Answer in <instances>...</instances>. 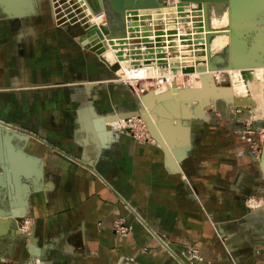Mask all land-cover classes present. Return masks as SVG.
I'll use <instances>...</instances> for the list:
<instances>
[{
  "label": "crops",
  "instance_id": "0c3cea01",
  "mask_svg": "<svg viewBox=\"0 0 264 264\" xmlns=\"http://www.w3.org/2000/svg\"><path fill=\"white\" fill-rule=\"evenodd\" d=\"M77 44L37 4L19 19L0 11V121L13 128L0 127V215L13 209L31 223L21 234L0 217V264H264V213L243 208L255 172L236 157L237 137L214 125L195 134L180 163L189 186L169 151L106 125L133 103L108 90L106 68ZM146 114L177 158L184 138L159 127L172 119ZM119 218L132 225L127 236L112 230Z\"/></svg>",
  "mask_w": 264,
  "mask_h": 264
},
{
  "label": "rangeland",
  "instance_id": "374dc122",
  "mask_svg": "<svg viewBox=\"0 0 264 264\" xmlns=\"http://www.w3.org/2000/svg\"><path fill=\"white\" fill-rule=\"evenodd\" d=\"M53 2L54 0H34V4H37L38 6L42 7V9L48 14L50 21H52V24L54 23V26L56 28L64 31L66 34L68 33L70 36H74L75 38H77L78 49H81L82 51H85L88 55H91V57L96 59L97 63L104 66V68H106L108 74L110 75V78L107 79V81H105V84L108 90L110 91L111 87H115V89L119 91L120 95L122 94V96L120 97L119 95L118 98L120 99L128 98L130 99L128 100L129 103L130 102L133 103L132 109L123 110V112H128L130 110H133L134 112L131 113L130 115L131 117H126L125 114H122L123 112L115 113L113 112L114 109H112L111 112L113 113H108L105 116V118L106 119L111 118L110 120H113V121L108 122L106 125L107 126L109 125L110 127H112L111 129L113 130L118 129L122 132L129 134L135 140H138L141 142H151L169 151L168 157L169 158L173 157L172 159L175 161L176 166H177L176 168H173V169L174 170L178 169L177 172L182 173L184 175L186 183L189 186H191L190 179L188 175H185L184 170L181 169L180 163H182L183 160L189 155L192 149L193 143L195 139L197 138L195 134L198 131L207 129L209 126H212V125H214L216 128H220L221 130H226V131L228 130L230 133V136L237 137V139H235L236 141L234 142V146L238 147V151H237L238 153H236V157L239 160L247 157L249 160V163H251L252 170L255 172V175H254L255 185L250 189V193L246 197H244V199H242L243 208L246 211V213L248 211L254 214L264 213V112L260 114L261 112L256 113L257 111H259V109L255 110L256 107L258 108L261 107L262 109H264L263 108L264 104L263 106H260L264 102L262 101V103H259L258 100L255 99V96L259 98V94L261 92L264 93L263 91L264 81H262L264 80L263 79L264 69L261 68V67H264V24L261 25L260 32H257L255 30H251L248 32L244 31L240 33L239 37L237 36L236 40L232 39L234 38V31L237 29V27H239L242 19L245 18V16L250 12V10H252L254 5L256 6L258 4L260 5V7L262 6L264 7V0H234V1L230 0L228 8H227L228 9L227 13L225 12L221 16L217 15V16L212 17V20H215V21L217 20L220 23L221 30H223L224 34H228V35H225L226 40H223L222 42L219 43L218 46L215 47V48H219V50L218 49L216 50L220 52L222 56L220 58L210 54L211 52H213V50L209 52L210 43L209 41H206L204 39L203 35H201L202 32L200 31V27L198 25L199 22H201L200 21L202 17L201 14H203L204 12L205 14H208L207 19H210L209 15L212 12V9H209L207 7V4H206V7L204 4H201L197 6L198 8L197 7L195 8V6L191 8L188 5V3L185 2L184 0H160L161 11H159V13H163V14L166 13L165 17H163L164 15L161 14L162 18L160 17L161 16L160 15L157 18V22H155L156 19L147 17V20H146V16L143 15L141 17L142 19L140 18L136 23L127 25L126 27L128 29V32H130L131 30H132L131 32H133L135 31V28L140 27L139 28V31L141 34L140 38H142L143 41L131 43L128 41V39H122L118 41L117 43L115 42L113 43L111 40L107 41V40L101 39L102 42L101 44H99L100 46L99 48L97 43L93 45L90 44L91 46L89 44H88L89 46L84 44V39L86 37H89L91 35L93 36V32H92L93 28H91L90 18L86 10H84L83 8L82 10L84 11V13H82L78 7L74 5L70 6L71 4L66 2V0H55V3ZM182 2L183 3L185 2L184 4H186L185 5L186 8L185 6H183ZM167 3L169 7L171 6V4L172 5H174V3H177V4L174 5L175 8L169 9V7L167 8L165 7L164 9V6L165 5L167 6ZM54 4H57V5H54ZM134 6H128V7H130L131 10H133L136 7L143 8L141 5L139 6L137 4H135ZM68 7H70L69 10H67ZM207 8L209 9V12H207L208 11ZM89 9H90V12H92V14H94L95 16L101 15L102 13V9L95 10V11L92 10L91 7ZM127 9L129 8H125L124 10H127ZM143 9H148V8H143ZM171 11L176 16L173 14H170ZM255 12H256L255 13L256 16L260 17L261 15L264 21V9L261 11H255ZM167 14H169L170 16ZM178 14L179 16H177ZM63 15L64 16L70 15L71 21H67L64 18L59 17ZM160 19H164V21ZM145 20L147 21V23H145ZM186 20L188 22L192 21L193 23L192 22L191 24L187 23ZM181 21L183 22L181 23ZM102 22L96 21V25L98 26L97 29L101 28L100 24H102ZM188 26H191V27H188ZM193 28H197V29H193ZM152 29H153L152 32H155L153 33V35H152V32L150 33ZM170 30H172V32ZM177 31L180 34L184 35L185 38L183 37L182 39H180L182 35H180ZM162 35L163 37H165L164 39L168 43H166L165 40H161V41L159 40L162 37ZM177 35H180L178 39H177ZM143 37L147 39H143ZM151 37H153L152 38L153 40L151 39ZM158 37H160L158 39V41L160 42H157ZM92 38L93 37L90 38V41ZM103 38L105 37L103 36ZM169 38L170 39L173 38L174 40L172 41ZM259 39H262V42L259 43L258 42ZM180 40L182 41L186 40L185 42H187L186 43L187 45L185 44V42H182V41L180 42ZM227 41H228V44H227ZM182 43L186 45L187 48L183 46ZM179 45L183 46V48H179L180 51L178 49H175L177 47H180ZM163 47H167V48H163ZM169 47L170 49H172V51L169 50ZM117 48H119V51L117 50ZM148 48L150 49L153 48V49L147 50ZM99 49L101 51L108 50V54L112 58L110 61V63L112 64H110L109 62H104V60L101 59L99 55V51H100ZM143 49L145 51H143ZM203 50L205 51V54L203 53ZM127 51L129 53H127ZM147 51L148 52L151 51L153 54H151V52L148 53ZM186 52L189 53V55H184V54H187ZM196 52H202V53L195 54ZM141 53H143V55ZM180 53H182L181 56H180ZM174 55H176L177 57H174ZM164 57L169 58V59H165ZM240 57L242 58L243 61H241ZM125 58H127V60L130 59V61H127ZM142 58L144 60H142ZM186 58H188L189 60ZM256 58H260V60L262 61ZM184 59L188 61L189 63L191 61V64L186 63ZM115 61H120V64L119 62H115ZM123 61H125L126 64ZM199 61H202L203 64H201V62ZM164 62H166L167 64ZM198 62L200 65H198ZM136 67H138V69ZM129 68H131V70ZM132 68H135V69H132ZM144 68L146 69V72L144 71ZM256 68H259V69H256ZM239 69L242 70L241 71L242 75H240V77L238 76L237 77L238 79L240 78L241 81L245 82L243 84L244 90L247 87H249V84H251V80H256V77H259L257 78V80L260 79L257 82H261L260 84L261 87L260 86L259 87L263 89L261 90L259 89L258 91H260V93H257V94H255V92L257 91H255L254 93L251 92L255 94L254 99H253L254 101H251L253 98V94L250 93L252 95V97L250 98L251 100L247 97L248 89L246 90L245 92L246 94H244V96H243V88H240V90L242 89L241 90L242 92L240 90H237V91H240V93L233 92L234 90L233 86H235L234 84L240 81L235 79L236 76L232 75L234 74V72H231V71H237ZM254 69L258 71H255ZM257 72H261L262 74L257 75L259 74ZM235 74L238 75L237 73ZM254 75L256 76L255 78H254ZM126 76H128L131 79H136L134 81L135 83L138 82L139 88L143 87L144 84L149 83L150 85L146 87L147 90L146 92H144L145 94L143 92L142 93H140L139 91L137 92L135 87H131L130 85L132 84L129 82V80L127 84L124 81V78H127ZM195 79L197 80L199 79L201 81V84H200V88L193 89V91L195 90L202 91L203 90L202 86H207L206 88L210 90V94L208 93L207 98L202 102L198 99V97H196V99H194L195 101L190 99L188 100V103H186V99L188 98L184 97L186 98L184 100V107H180V109L178 110L179 111L178 113H181V112L186 113V110L187 112L190 111L189 117L186 118L185 117L186 114L181 113V116H183L181 119L178 118V119L171 120V126H173L174 128L178 124V122L179 124L181 122L182 124L186 125L185 134H180V136L179 135L174 136V138H177V137L184 138L181 141L183 143L178 145L179 151L177 152V154H180V155L178 156L179 158L178 157L176 158L175 155H173L172 153V146H174L175 144L168 143L166 141L159 142V139L155 138L153 133L151 132L152 130L150 129L147 123L149 119L148 120L145 119V117L143 116V111L145 110L141 109L142 108L141 104L143 105L142 97L144 98V96L151 93L150 97L153 103L156 100L160 103L164 101H168L167 99H171L172 97V92L174 91L176 92V90L181 87L188 88L190 85H193V83L195 82ZM233 80H236V81H233ZM134 81H131V82H134ZM160 81L162 82V86L161 87H158V85L156 86V84L159 83ZM167 81L168 83H170L169 87L166 86ZM254 87H258V86H254ZM136 92L139 95L138 98L136 96ZM166 92H168L169 94L167 98L160 99V100L156 98L157 95H160ZM263 95L264 94H262L261 97H263L262 99L264 100ZM256 102H258L260 105H258V103ZM162 105L165 108L166 103L164 104L162 103ZM261 111H264V110H261ZM147 112L148 111H145V113ZM146 116L147 118H149L148 115ZM97 117L99 118L100 116L97 115ZM150 122L152 123L151 119H150ZM112 123L114 124L112 125ZM171 126H170V122L166 124V128L171 127ZM160 130H163V129L160 128ZM241 170L245 172L243 169ZM255 177H256V180H255ZM258 179L261 180V183H260V180ZM190 191L193 194V190L191 189ZM124 207L128 209V211L133 213V218L135 221L141 224H145L144 218L137 211L135 207L129 205L126 202H124ZM119 219L125 223H128L123 218H119ZM119 219H116V220H119ZM128 224L131 226L130 231L126 235H120V236H127L131 232L132 225L131 223H128ZM112 230L115 234H117L113 228ZM166 245L168 248L173 249V246L170 243H166ZM185 256H187L189 259H192L195 257L199 258L198 252L196 250H190L188 254L185 253Z\"/></svg>",
  "mask_w": 264,
  "mask_h": 264
},
{
  "label": "bare ground",
  "instance_id": "6f19581e",
  "mask_svg": "<svg viewBox=\"0 0 264 264\" xmlns=\"http://www.w3.org/2000/svg\"><path fill=\"white\" fill-rule=\"evenodd\" d=\"M78 2V4L82 7V8H84V10H86V12H87V14L90 16V18H91V20H92V22H93V30H92V32L93 33H97V34H94L93 36L91 35V37H93V38H95V39H91V41H90V38L91 37H89V40L87 39L86 41H87V45L89 44H98V46H99V44H101V42H102V40H111L113 43L115 42V43H117L118 41H120V40H122V39H128V41L129 42H131V43H136V42H139V41H143L142 40V38H140L141 37V34H140V31H139V28L137 27V28H135V31H133V32H128V29L126 28L127 27V25H130V24H134V23H136L143 15L144 16H146V20H147V17H151V18H154V19H156V21L155 22H157V18L161 15V14H163V13H159V11H161V4H160V0H156V4H155V6H148L146 3H145V1L144 0H122V3H123V7L124 8H122V9H116V8H114L113 6H112V4H111V1L110 0H102V8H103V10H102V13H101V15H98V16H95V15H92L91 14V12L89 11V9H88V7L84 4V2H83V0H77ZM185 2H187L188 3V5L191 7V8H193L194 6H195V8L197 7V6H199V5H201V4H204L205 5V7H206V4H207V7L209 8V9H212V12L210 13V15H209V18L210 19H207V15L208 14H205V12L203 13V14H201L202 15V17H201V19H200V21L201 22H199V27H200V31L202 32V34L201 35H203V37H204V39L206 40V41H209V52H211L212 50H213V52H211L210 54L211 55H214V56H216V57H218V58H220V57H222L221 56V54H220V52H218L216 49H218L219 50V48H215L216 46H218L219 45V43L220 42H222L223 40H226L225 39V35H228V34H224V32H223V30H221V26H220V23L216 20H212V17L213 16H217V15H222V14H224L225 12L227 13L228 12V5H229V1L230 0H184ZM234 1V0H233ZM174 2V1H173ZM184 2V3H185ZM101 3V2H100ZM141 3V4H140ZM183 2H182V4H183V6H185L186 4H184ZM198 3H200V4H198ZM135 4H137V5H141L143 8H148V9H143V8H141V7H136V8H134L133 10H131L130 9V7H128V6H134ZM175 4H177V3H174V5ZM163 5H165V4H163ZM174 5H172L171 4V6L169 7L168 6V3H167V6L165 5L164 6V9H165V7L167 8V7H169V9H171V8H175L174 7ZM0 6H1V8H2V10H3V12L4 13H6V14H8L10 17H13V18H17V19H19V18H22L21 16L22 15H27V14H29V13H31V12H34V0H0ZM176 6H178V5H176ZM135 7V6H134ZM189 7V8H190ZM204 7V8H205ZM125 8H129V9H127V10H124ZM185 8H186V6H185ZM198 8V7H197ZM207 8V12H209V9ZM162 9H163V7H162ZM257 9V10H256ZM264 9V7L262 6V7H260V5H254L253 6V8H252V10H250V12L245 16V18H243L242 19V21H241V23H240V25H239V27H237V29L234 31V38H232V39H234V40H236L237 39V36L239 37L240 36V33L241 32H244V31H251V30H255V31H257V32H260V27H261V25L262 24H264V21H263V17L260 15V17H258V16H256V12L255 11H261V10H263ZM190 11V10H189ZM198 12H199V10H198ZM253 12V13H252ZM167 13H168V11H167ZM170 13V12H169ZM252 13V14H251ZM166 14V13H165ZM165 14H163L164 16L163 17H165L166 15ZM170 14H173V12L171 11V13ZM254 14V15H253ZM167 15H169V14H167ZM173 15H175V14H173ZM170 16V15H169ZM168 16V17H169ZM172 16V15H171ZM176 16V15H175ZM177 16H179V14L177 15ZM181 16V15H180ZM161 18H162V15L160 16ZM150 18V19H151ZM167 18V17H166ZM180 18V17H179ZM178 18V19H179ZM186 18V17H185ZM142 19V18H141ZM145 19V18H144ZM149 19V18H148ZM193 19V18H192ZM100 21V22H102V24H100V27L102 28H100L99 29V32L97 31V25H96V21ZM145 20V23H147V21ZM160 20H163L164 21V19H160ZM166 20V19H165ZM154 21V20H153ZM187 21V20H186ZM210 21V22H209ZM183 21H181V23H182ZM191 22L192 21H190V22H188L187 21V23H190L191 24ZM159 23V22H158ZM193 23V22H192ZM157 24V23H156ZM227 24V23H226ZM147 25V24H146ZM133 26V25H132ZM139 26V25H138ZM162 26V25H161ZM130 27V26H129ZM164 27V26H163ZM166 27V26H165ZM168 27V26H167ZM180 27V26H179ZM187 27V26H186ZM188 27H191V26H188ZM194 27V26H193ZM196 27H197V25H196ZM183 28H185V27H183ZM166 29H168V28H166ZM169 29H170V27H169ZM172 29V28H171ZM191 29V28H190ZM193 29H197V28H193ZM207 29H208V31H207ZM155 30V29H154ZM177 30V29H176ZM180 30V29H179ZM228 30V29H227ZM226 30V31H227ZM148 31H150V30H148ZM153 31V29L150 31V33ZM171 32H172V30H170ZM206 31V32H205ZM178 32V31H177ZM176 32V33H177ZM196 32V31H195ZM199 32V31H198ZM153 33H155V32H152V35H153ZM175 33V34H176ZM179 33V32H178ZM189 33V32H188ZM194 33V32H193ZM227 33V32H226ZM173 34V33H172ZM171 34V35H172ZM180 34V33H179ZM101 35H103L105 38H103V36H101ZM159 35H161V34H159ZM166 35V34H165ZM168 35V34H167ZM169 35H170V33H169ZM180 35H182V34H180ZM180 35H177V39L180 37ZM96 36H97V38H96ZM149 37H150V35H149ZM156 37H157V35H156ZM184 37V35H182V37H180V39H182ZM153 37H151V39H152ZM160 37H158L157 38V42H160L161 40H165L164 38L165 37H163V35H162V37L159 39ZM185 38V37H184ZM102 39V40H101ZM143 39H147V38H144L143 37ZM158 39L160 40V41H158ZM170 39V38H169ZM203 39V40H204ZM98 40V41H97ZM153 40V39H152ZM170 40H174L173 38L172 39H170ZM182 40H180V42H181ZM186 40H183L182 42H185ZM153 42H155V41H153ZM165 42H166V40H165ZM170 42V41H169ZM179 42V41H178ZM204 42V41H203ZM258 42L260 43V42H262V39H259L258 40ZM162 43V42H161ZM166 43H168V42H166ZM187 42H185V44H186ZM128 44V43H127ZM140 44V43H139ZM180 44V43H179ZM183 44V43H182ZM197 44V43H196ZM227 44H228V41H227ZM88 45V46H89ZM116 45V44H115ZM159 45V44H158ZM164 45H165V43H164ZM187 45V44H186ZM186 45H184L183 44V46H185L186 48H187V46ZM91 46V45H90ZM176 46H178V45H176ZM180 46V45H179ZM183 46H180V47H177V48H175V49H178L179 50V48H183ZM157 47V46H156ZM175 47V46H174ZM99 48H100V46H99ZM104 48V47H103ZM163 48H167V47H163ZM125 49V48H124ZM123 49V50H124ZM137 49V48H136ZM141 49V48H140ZM146 49V48H145ZM151 49H153V48H151ZM150 48H148L147 50H151ZM198 49V48H197ZM100 50V49H99ZM116 50V49H115ZM117 50L119 51V48H117ZM134 50V49H133ZM142 50V49H141ZM164 50V49H163ZM169 50H171L172 51V49H170V47H169ZM183 50V49H182ZM199 50V49H198ZM105 51H107V52H105ZM143 51H145L144 49H143ZM166 51V50H165ZM180 51V50H179ZM179 51H177V52H179ZM201 51V50H200ZM208 51V50H207ZM117 52V51H116ZM148 52V51H147ZM149 52H151V51H149ZM148 52V53H149ZM169 52V51H168ZM175 52V51H174ZM127 53H129L128 51H127ZM161 53H163V52H161ZM170 53V52H169ZM182 53H183V51H182ZM182 53H180V56H181V54ZM187 53V52H186ZM199 53H202V52H196L195 54H199ZM203 53L205 54V51L203 50ZM213 53V54H212ZM140 54V53H139ZM142 55H143V53H141ZM151 54H153L152 52H151ZM166 54V53H165ZM179 54V53H178ZM99 55H100V57L103 59V57L105 58V59H103L105 62H109L110 63V61H111V56L108 54V50H104V51H99ZM129 55V54H128ZM127 55V56H128ZM134 55V54H133ZM146 55V54H145ZM172 55V54H171ZM184 55H189V53H187V54H184ZM210 55V56H211ZM183 56V55H182ZM173 57V56H172ZM174 57H177L176 55H174ZM178 57H179V55H178ZM184 57V56H183ZM203 57V56H202ZM204 57H205V55H204ZM209 57V56H208ZM260 57V56H259ZM115 58V57H114ZM128 58H130V57H128ZM163 58V57H162ZM161 58V59H162ZM165 59H169V58H166V57H164ZM224 58V57H223ZM261 58V57H260ZM260 58H256V59H258V60H260ZM126 60H127V58H125ZM124 59V60H125ZM149 59V58H148ZM157 59V58H156ZM177 59V58H176ZM186 59H188V58H186ZM201 59V58H200ZM240 59H241V61H243L242 60V58L240 57ZM115 60H117V59H115ZM132 60V59H131ZM138 60H139V58H138ZM142 60H144L143 58H142ZM151 60V59H150ZM155 60V59H154ZM185 60V59H184ZM189 60V59H188ZM127 61H130V59H128ZM254 61H255V59H254ZM260 61H262V60H260ZM113 62V61H112ZM115 62H119V64H120V61H115ZM122 62V61H121ZM125 64H126V62L125 61H123ZM185 62L186 63H188V64H191V61H190V63L188 62V61H186L185 60ZM199 62H201V64H203L202 63V61H199ZM199 62H198V65H200L199 64ZM257 62V61H256ZM123 63V64H124ZM154 63V62H153ZM164 63H166V62H164ZM172 63V62H171ZM178 63V62H177ZM259 63V62H258ZM110 64H112V63H110ZM124 64V65H125ZM157 64V63H156ZM167 64V63H166ZM176 64V63H175ZM169 65H170V63H169ZM120 66V65H119ZM175 66V65H174ZM190 66V65H189ZM203 66V65H202ZM137 69H138V67H136ZM261 68H263L264 69V67H261ZM260 68V69H261ZM130 70H131V68H129ZM132 69H135V68H132ZM243 69V68H242ZM250 69V68H249ZM256 69H259V68H256ZM256 69H254L255 71H258V70H256ZM262 70V69H261ZM144 71L146 72V69L144 68ZM242 70H237V71H231V72H234V74H232V75H234V76H236V80H238V81H240V82H236V84H234L235 86H233L234 87V90H233V92H239L240 93V91L242 90H240V88H243V96H244V94H246L245 92H246V90L248 89V95H247V97L250 99L251 97H252V95L251 94H253L255 91H257V92H255V94H257V93H260V91H258L259 89L261 90V89H263V88H260L261 86H260V84H261V82H257L258 80H260V79H258L257 80V78H259V77H256L255 75H254V78L256 77V80H251V84H249V87H247L245 90H244V86H243V84L245 83L244 81H241V79L239 78L238 79V77H240V75H242V72H241ZM254 71V72H255ZM264 71V70H263ZM235 73H237L238 75H236ZM257 73H259V74H257V75H260V74H262L261 72H257ZM256 74V73H255ZM264 74V73H263ZM238 76V77H237ZM127 78H124V81L128 84V80H129V82L132 84V85H130L131 87H135V89H136V91L138 92H140V93H144V92H146V90H147V86H149L150 84L149 83H147V84H144L143 85V87H138V82H136L135 83V81L134 80H136V79H131V78H129L128 76H126ZM261 77V76H260ZM123 78V77H122ZM146 78V77H145ZM264 79V78H263ZM236 80H233V81H236ZM131 81H134V82H131ZM262 81H264V80H262ZM233 83H235V82H233ZM264 83V82H263ZM166 86L167 87H169V84L170 83H168V81L166 82ZM200 84H201V81L198 79H195V82L193 83V85H190L188 88H185V87H181V88H178L177 90H176V92L174 91V92H172V97H171V99H167L168 101H164V102H162L163 104L164 103H166V106H165V108H164V106L162 105V103H160V102H158L157 100V102L155 101L154 103H155V105H154V103L152 102V99H151V97H150V95H151V93L150 94H147L146 96H144V98L142 97V102H143V105L141 104V106H142V110H145V111H150V115H152V117L154 118V120L156 121V115L158 116V117H162V118H170V119H178V118H182L183 116H181V113H178L179 111V109H180V107H184V100L186 99V98H184V97H187L188 99H186V103H188V100H194V99H196V97H198V99L202 102V101H204L206 98H207V96H208V93L210 94V90L209 89H207L206 87L207 86H202V91H193V89H198V88H200ZM248 84V83H247ZM257 84V85H256ZM134 85V86H133ZM241 85V86H240ZM254 86H260L259 88L258 87H254ZM255 90H254V89ZM257 88V89H256ZM237 90H240V91H237ZM250 91V92H249ZM264 91V90H263ZM137 92H136V96H137V98L139 97V95L137 94ZM242 92V91H241ZM251 92H253V93H251ZM221 93V92H220ZM251 93V94H250ZM262 93V92H261ZM259 94V98L261 97V95L262 94H264V93H262V94ZM145 94V93H144ZM163 94V93H162ZM162 94H160V95H157V96H161ZM255 94H253V98H252V100L251 101H254L253 99H254V95ZM167 95H169V94H167ZM165 96L163 99H165V98H167L168 96ZM193 95V96H192ZM241 95H242V93H241ZM157 96H156V98H157ZM177 96H179V97H177ZM242 96V97H243ZM264 96V95H263ZM204 98V99H203ZM257 96H255V99H257L258 100V102L259 103H262V101L264 102V100L262 99L263 97H261L260 99H259ZM158 99V98H157ZM159 99H161V98H159ZM197 99V100H198ZM257 100H255V101H257ZM260 100V101H259ZM139 101V100H138ZM195 101V100H194ZM258 102H256V103H258ZM258 103V105H260ZM263 104L264 103H262V105H260V106H263ZM187 106V105H186ZM261 108V107H260ZM260 108H258V107H256L255 108V110H257V109H259V111H254V112H256V113H259V112H261L260 114H262V112H264V111H261V110H264V109H260ZM264 108V107H263ZM145 111H143V116L144 117H146V119H147V114L145 113ZM142 112V111H141ZM145 113V114H144ZM152 113V114H151ZM176 113V114H175ZM183 113H185V112H183ZM182 113V114H183ZM178 114V115H177ZM186 118L187 117H189V115H190V111L189 112H187V110H186ZM261 116V115H260ZM125 117V116H124ZM126 117H131L130 115L129 116H126ZM148 120V119H147ZM96 124H98V125H101V122H96ZM167 124V123H166ZM166 124L164 123V124H161V125H159V127L161 128V129H163L162 131H165V134H166V137L167 138H174V136H180V134H185L186 133V128H185V124H182L181 122H180V124H179V122H178V124L175 126V128L174 127H168V128H166ZM165 128V129H164ZM97 129L98 130H100V129H104V128H101V127H97ZM152 133H153V135H154V137L155 138H158L155 134H154V132H153V130H152ZM177 138H179L180 140L183 138V137H177ZM159 142H161L160 140H159Z\"/></svg>",
  "mask_w": 264,
  "mask_h": 264
},
{
  "label": "water",
  "instance_id": "95a60500",
  "mask_svg": "<svg viewBox=\"0 0 264 264\" xmlns=\"http://www.w3.org/2000/svg\"><path fill=\"white\" fill-rule=\"evenodd\" d=\"M110 1H111V4H112V6H113L114 8H116V9H122V8H124V7H123L124 5H123V3H122V0H110ZM144 1H145V3H146L148 6H155V4H156V0H144ZM0 11L2 12V14H4V15H5L7 18H9V19H17V18L10 17L8 14L4 13L3 10H2V8H1V6H0ZM25 16H27V15H22L21 17H25ZM167 94H168V92L163 93L161 96H157V98H158V99H159V98L163 99ZM167 96H169V95H167ZM159 100H160V99H159ZM145 119H146V117H145ZM146 120H147V119H146ZM147 123H148V121H147ZM148 125H149V123H148ZM8 126H9V125H7V123H4L3 121H0V127L6 128V127H8ZM149 127H150V129H151V126H150V125H149ZM8 130L12 131L13 128L8 127ZM151 130H152V129H151ZM151 132H152V131H151ZM22 133H23V132H22ZM0 171H3L4 174L6 173V170H5V168L3 167L1 160H0ZM9 208H10V207H9ZM0 217H6V220L9 221V225H10V227H11L12 229H16V227H17V222L20 221L22 218H24V217H22V216L19 217V216L14 215V210H13V209L7 211V213H5L4 216H3V215H0Z\"/></svg>",
  "mask_w": 264,
  "mask_h": 264
},
{
  "label": "built area",
  "instance_id": "2783aa9c",
  "mask_svg": "<svg viewBox=\"0 0 264 264\" xmlns=\"http://www.w3.org/2000/svg\"><path fill=\"white\" fill-rule=\"evenodd\" d=\"M158 87L162 86V82L156 84ZM112 228L115 230V232L119 235H126L130 229L131 226L128 223L123 222L122 220H115L112 223ZM31 229V223L30 220L27 218H22L20 221L17 222L16 231H18L21 234H29Z\"/></svg>",
  "mask_w": 264,
  "mask_h": 264
}]
</instances>
